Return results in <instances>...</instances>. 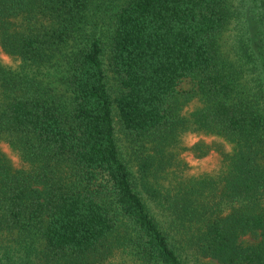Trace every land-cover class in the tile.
<instances>
[{
  "label": "trees",
  "instance_id": "obj_1",
  "mask_svg": "<svg viewBox=\"0 0 264 264\" xmlns=\"http://www.w3.org/2000/svg\"><path fill=\"white\" fill-rule=\"evenodd\" d=\"M103 1L0 0V264H264V0Z\"/></svg>",
  "mask_w": 264,
  "mask_h": 264
},
{
  "label": "rangeland",
  "instance_id": "obj_2",
  "mask_svg": "<svg viewBox=\"0 0 264 264\" xmlns=\"http://www.w3.org/2000/svg\"><path fill=\"white\" fill-rule=\"evenodd\" d=\"M92 5H93L94 9H95V6H97V8L95 9L96 11L97 10H101L102 15H104V17L107 18L106 22L111 20V18H110V16H111V12H110L111 6L105 7L103 0H92ZM91 13L92 12H89V19L91 20V22L92 21L96 22L97 17H95L94 15H90ZM242 16H243V19L245 18L244 22L242 23V29H245L246 26H248V25L250 27V24H249L250 22L249 21H250V18H251V12L247 11L245 13H242ZM236 36H238L237 35V30H235L233 25H229L227 27V29L224 31V33L222 34V41L223 40H228L227 44L229 46L232 47L235 44L236 48H238V44L236 43V41H237ZM4 61H5V59H4ZM196 107H197V103L192 104L191 106H189L187 108V110L183 114L185 116L191 114L194 111V109H196ZM117 127H118V132H119V137H120L121 136V130L119 129L120 125L118 124ZM185 135H187V136L184 137L183 141L182 140L180 141V145L181 146L178 145L181 148L185 147L188 144L192 145V143L196 142L197 141L196 139L199 138L197 135L191 134L190 132L185 134ZM187 138H188V140H187ZM186 140H187V144L185 146H183V143L185 144ZM207 141H209V140L207 139ZM15 156L17 157L15 160L18 161V156L17 155H15ZM180 159L186 161L189 164V167H190L189 171L195 172V173L204 172V169L207 168L208 163L210 162V158L203 159V160H198L197 158L194 157V155L191 152L190 153L189 152H185V153L181 154L180 155ZM242 239H244V240H246L248 242H254V239L252 237H250V236H245ZM128 258L129 257L127 255L124 256L121 253H119V255L117 257V260H116V262H114V264H117L118 262L129 261ZM200 262L204 263V264H216L215 262H213L211 260H208V259L200 260Z\"/></svg>",
  "mask_w": 264,
  "mask_h": 264
},
{
  "label": "clouds",
  "instance_id": "obj_3",
  "mask_svg": "<svg viewBox=\"0 0 264 264\" xmlns=\"http://www.w3.org/2000/svg\"><path fill=\"white\" fill-rule=\"evenodd\" d=\"M4 59H5V62H8V63H10V61H8L7 57H5Z\"/></svg>",
  "mask_w": 264,
  "mask_h": 264
}]
</instances>
